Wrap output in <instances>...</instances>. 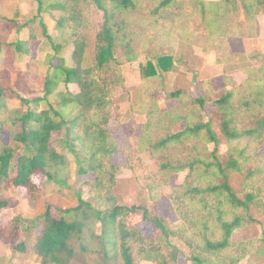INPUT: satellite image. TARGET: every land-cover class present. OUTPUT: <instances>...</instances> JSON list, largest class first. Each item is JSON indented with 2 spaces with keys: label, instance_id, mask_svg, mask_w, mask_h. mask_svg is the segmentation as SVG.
Returning <instances> with one entry per match:
<instances>
[{
  "label": "trees",
  "instance_id": "trees-1",
  "mask_svg": "<svg viewBox=\"0 0 264 264\" xmlns=\"http://www.w3.org/2000/svg\"><path fill=\"white\" fill-rule=\"evenodd\" d=\"M32 1L36 9L29 19L12 12L11 8L0 13V54L5 48H12L17 55L31 56L34 41L44 42L49 48L42 60L30 58V67L24 72L30 80L39 76L40 71L44 72L43 94L26 98L10 89L25 106L24 109H14L12 118L14 125H20L13 137L21 144L23 151L17 154L10 146L1 147L0 178L5 187L14 185L26 188L27 197L37 200L41 197L42 189L33 181V174L40 172L56 186L66 187L71 173L68 154L74 156L79 175H95L94 180L87 182L93 200L83 198L79 192L76 194L78 204L59 211V217L47 205L41 216V230L32 242L35 252L41 257V264H70L78 254L76 244L82 253L91 251L98 255L99 261L87 264H138L133 242L137 244L142 258L153 264L178 263L181 255L185 256L186 263L191 264H238L241 258L248 257L246 249L237 255L239 244L232 241L234 231L243 226L247 219L244 213L237 214L236 210L249 211L252 204L261 202L262 196L252 183L255 170L244 168V198H239L230 186L229 175L242 171L240 161L247 159L245 149L233 147V144H239L241 139L247 137L261 143L264 136V55L263 62L256 68L251 56L235 50L232 43L233 39L256 37V18L264 14V0L194 1L199 6L197 13L201 14L209 33L207 43L210 50L216 51L214 62L223 65L226 71L217 80L218 83H215V79L203 80L200 81V87L202 92L209 86L214 92L219 88L222 90L215 104L230 154L225 164L219 160L207 162L196 155L191 163H184L182 167L172 162L162 165V168L174 172L189 167V177L193 172L198 173L196 166L202 164L206 173L213 171L220 175L222 183L198 188L186 185V178L178 187V191L183 192L176 200L194 208V224L189 223L187 218L182 223L170 222L168 218L144 206L141 218L156 230L152 237H146L141 229L130 226L127 221L139 206L119 203L113 192L116 174L122 167L112 160L119 146L108 127V108L111 106L108 89L122 80L119 66L136 59L132 52L134 31L130 28V13L136 7L135 0ZM172 2L160 0L156 10L166 9ZM91 8L102 12L104 19L96 34L93 63L85 67L83 61L89 55V47L83 31L87 25L86 12ZM46 14L55 21L53 29L56 33L53 35L44 22ZM26 32L28 37H24ZM118 49L123 52L120 56L117 54ZM65 50L70 52L72 64L67 62ZM173 66L172 55H160L156 62L149 61L144 71L147 77H154L169 72ZM104 74L109 75L104 77ZM5 93L0 72V109ZM197 94V89L195 94L177 89L170 92L167 98L182 99L196 95L193 101L195 99L200 108L207 111L204 97ZM141 107L143 109L140 111L147 118L142 124L141 136L133 135L132 138L130 135L137 151L143 152L145 148L152 152L167 149L171 144L181 143L185 138L205 130V136L215 144L213 150L216 152L219 141L211 124L192 122L193 111L189 110V117V114L182 115L176 110H166L154 100L145 102ZM99 113L100 119L96 117ZM242 117L248 118L253 124L239 126L238 121L244 119ZM164 118L169 123L181 121L185 128L176 133L167 130L165 136L157 140L153 137L151 127L155 120L162 121ZM4 122L0 119V128L5 125ZM57 131L62 132V137L57 140L60 150L52 141V134ZM12 173H15L14 177ZM152 188L149 186L151 193ZM205 194L214 197L210 200ZM8 203L0 198V208L7 207ZM227 205L232 210L231 218L227 217ZM202 209H208V213L202 212ZM177 211L183 218L185 210L181 208ZM95 223L101 225L100 234L94 233ZM188 231H191L190 238ZM1 233L11 240H17L21 233V221L15 220L12 234L5 230ZM176 237H186L190 256L172 243ZM26 243L18 244L17 248L25 250ZM162 246H165L166 253L161 250Z\"/></svg>",
  "mask_w": 264,
  "mask_h": 264
},
{
  "label": "rangeland",
  "instance_id": "rangeland-1",
  "mask_svg": "<svg viewBox=\"0 0 264 264\" xmlns=\"http://www.w3.org/2000/svg\"><path fill=\"white\" fill-rule=\"evenodd\" d=\"M194 1L173 0L166 9L157 11L156 6L160 0H135L136 7L130 13L132 16L130 28L134 31L132 52L136 59L119 66L122 80L108 89V100L111 102V106L108 108L110 114L108 127L119 146L118 151L113 154L112 160L116 165L122 167L116 174L113 192L119 203L127 206H139V209L130 215L127 221L130 226L134 225L141 229L146 237L155 235L156 230L150 223L142 220L144 206L149 207L153 213L168 218L170 222L182 223L187 218L189 223L194 224L196 222L192 217L194 208L187 206L186 202L176 200V197L178 199L183 192V190L178 191V187L184 183L186 178V185L198 188L222 183L220 175L213 171L206 173L202 169V164L196 166L199 172H193L189 177H187L190 171L189 167H184L183 171L174 172L162 168L163 164L172 162L182 167L184 163H191L192 158L197 157L196 155L200 156L199 159L207 162L219 160L225 164L230 154L226 138L221 132V117L215 104V100L221 95L222 90L219 88L214 92L209 86L206 91L202 92L200 87V81L203 80L215 79V83H218L217 80L226 71L221 64L214 62L216 51L210 50V45L207 43L209 33L201 14L197 13L199 6ZM206 1L209 0H201L203 3ZM20 3L23 11L28 12L30 1L26 0ZM86 13L87 25L83 33L89 47V55L87 54L85 57L83 66L89 67L93 63L92 55L96 44V34L104 18L102 12L93 10V8ZM32 15L33 13H27L25 19L31 18ZM48 24L49 31L53 32L52 21ZM55 33L54 31L53 34ZM233 41L232 44L236 50L243 51L245 49L246 45L240 46L235 39ZM253 45L248 46L246 53L251 56L253 65L259 68L263 62L264 42L261 45ZM48 49L44 42L34 41L31 56L17 55L12 48H5L0 54L1 80L6 88L3 107L0 109V119L5 120V125L0 128V150L3 146H10L15 149L17 154L23 151L21 144L13 137L14 132L20 129V125H14L12 118L14 109H24L25 106L10 89H14L26 98H34L43 94L44 72L40 71L41 76H35L31 80L24 72L30 67V58L42 60ZM122 53V50L118 49L117 54L120 56ZM167 54L174 58L172 69L154 77H147L144 67L148 62H156L157 56ZM65 56L67 62L72 64L69 51L65 50ZM112 66L115 67V64ZM108 75L104 74L103 76L107 77ZM62 87L64 86L62 85ZM177 89H185L194 94L197 89L199 92L197 95L203 96L205 99L207 111L201 109L195 99L193 101V96L196 95H189L182 99L167 98L170 92ZM149 100H154L158 106L166 110H176L182 115L189 114V117L191 115L189 110L193 111L192 122H209L219 141L216 152L213 150L215 144L205 136V130L185 138L181 143L171 144L167 149H158L152 152L145 148L146 150L144 149L143 152L137 151L132 138L133 135L141 136L142 124L146 122L147 118L140 109H143L141 106ZM96 117L100 119V113ZM157 117L163 118V116ZM175 122H166L165 118L162 121L155 120V124L151 127L153 137L158 140L165 136L167 130L170 133H176L185 128V124L181 121ZM238 124L244 127L252 125L253 122L244 118L239 119ZM163 125L169 127L165 128ZM61 137V131L52 134L53 145L57 146L59 150L57 140ZM261 140V143H258V141L247 137L241 139L239 144H233V147L245 149L247 159L244 158L240 161L242 171H235L229 175L230 186L239 198H244V170H255L252 183L262 196L261 202L252 204L249 211L240 208L236 210L237 214L244 213L247 216L244 225L237 228L232 235V241L239 244L236 254H242L245 249L249 252V256L241 258L238 264H264V136ZM68 157L71 173L68 176L66 187L56 186L40 172L33 174V181L39 184L42 189L41 197L37 200L27 197L26 188L14 185L9 188L5 187L0 178V198L9 202L7 207L0 208V264H41V257L35 252L32 242L35 235L41 230V216L45 213L47 205H50L52 213L59 217V211H65L78 204L77 193H82L85 199L93 200L87 182L94 180V173L79 175L74 156L68 154ZM14 175L15 173H12V177ZM149 186H153V193L150 192ZM205 196L210 200L211 197H214L211 194H205ZM227 206L229 208L227 217L231 218L232 210L229 205ZM181 208L185 210L183 218L177 211ZM201 211L208 213V209ZM15 220L21 221V233L17 240H11L1 232L5 230L12 234L11 228L15 224ZM94 233H101L99 223H95ZM187 233L190 238L191 231ZM22 242H27L25 250L17 248V245ZM172 243L184 250L187 256L191 255L186 237L183 239L176 237L172 239ZM76 246L78 254L70 264H87L99 261L97 254L91 251L82 253L79 245L76 244ZM133 246L137 253L138 264H153L142 258L135 242H133ZM161 250L167 252L165 246H162ZM173 264H191V262L186 263L185 256L181 255L179 262Z\"/></svg>",
  "mask_w": 264,
  "mask_h": 264
},
{
  "label": "crops",
  "instance_id": "crops-1",
  "mask_svg": "<svg viewBox=\"0 0 264 264\" xmlns=\"http://www.w3.org/2000/svg\"><path fill=\"white\" fill-rule=\"evenodd\" d=\"M26 0H0V13H5L4 10H8L9 8H11L12 12L14 13H20V15L25 18L27 17V13H34L35 12V4L32 0H29L30 1V6H29V9H28V12H24L23 11V7H22V4L20 2H24ZM7 12V11H6ZM47 20V21H46ZM53 23V28L55 26V21L53 20L52 16L49 15V14H46L44 15V22L45 24L47 25V27L49 28V24L48 22H51ZM256 21H257V35L256 37H253V38H250V37H247V38H241V39H235L237 42L238 45H246L245 46V49L241 52H247V49H248V46L249 45H261L262 42H264V34H263V29H264V14H261V15H258L257 18H256ZM50 29V28H49ZM48 29V30H49ZM54 30V29H53ZM52 35L54 33L49 31ZM26 36L24 37H28V32L25 33ZM254 46V45H253ZM235 49V48H234ZM236 50V49H235ZM238 50V49H237ZM240 51V50H238ZM247 55H249L248 53H246ZM223 67V65H222ZM224 69V67H223Z\"/></svg>",
  "mask_w": 264,
  "mask_h": 264
}]
</instances>
